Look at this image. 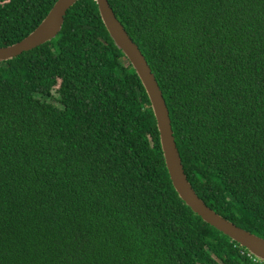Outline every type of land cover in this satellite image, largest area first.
Returning a JSON list of instances; mask_svg holds the SVG:
<instances>
[{
    "label": "trees",
    "instance_id": "1",
    "mask_svg": "<svg viewBox=\"0 0 264 264\" xmlns=\"http://www.w3.org/2000/svg\"><path fill=\"white\" fill-rule=\"evenodd\" d=\"M56 0H0V47ZM214 211L264 238V0H108ZM178 196L147 93L94 0L0 62V264H260Z\"/></svg>",
    "mask_w": 264,
    "mask_h": 264
},
{
    "label": "water",
    "instance_id": "2",
    "mask_svg": "<svg viewBox=\"0 0 264 264\" xmlns=\"http://www.w3.org/2000/svg\"><path fill=\"white\" fill-rule=\"evenodd\" d=\"M77 1L79 0H56L45 18L26 37L16 43L0 47V62L11 60L55 38L62 29L67 11ZM94 1L115 46L128 59L147 93L156 119L165 165L178 196L205 223L246 248L255 257L264 260V238L237 226L214 211L193 189L183 168L168 107L145 56L116 17L108 0Z\"/></svg>",
    "mask_w": 264,
    "mask_h": 264
},
{
    "label": "built area",
    "instance_id": "3",
    "mask_svg": "<svg viewBox=\"0 0 264 264\" xmlns=\"http://www.w3.org/2000/svg\"><path fill=\"white\" fill-rule=\"evenodd\" d=\"M249 256H251V258L255 261V262H258L260 264H264V260H261L257 257H255L254 255H252L251 253H248Z\"/></svg>",
    "mask_w": 264,
    "mask_h": 264
}]
</instances>
